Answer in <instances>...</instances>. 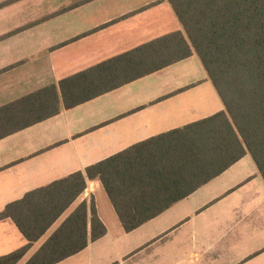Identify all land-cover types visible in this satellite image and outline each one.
I'll list each match as a JSON object with an SVG mask.
<instances>
[{
  "label": "crops",
  "instance_id": "1",
  "mask_svg": "<svg viewBox=\"0 0 264 264\" xmlns=\"http://www.w3.org/2000/svg\"><path fill=\"white\" fill-rule=\"evenodd\" d=\"M178 31L184 28L167 0H0V134H7L0 137V213L32 191L226 109L193 55L13 131L25 113L21 99ZM86 181L18 264L83 202L88 244L56 264H264V179L249 154L188 195L195 181L169 179L161 197L181 199L131 231L101 180ZM92 204L107 230L96 240ZM27 243L12 219L0 220V257Z\"/></svg>",
  "mask_w": 264,
  "mask_h": 264
},
{
  "label": "trees",
  "instance_id": "2",
  "mask_svg": "<svg viewBox=\"0 0 264 264\" xmlns=\"http://www.w3.org/2000/svg\"><path fill=\"white\" fill-rule=\"evenodd\" d=\"M167 1L184 32L157 38L26 96L16 103L24 104L25 113L13 131L58 114L61 105L76 107L193 55L200 58L226 109L9 204L0 220L12 219L28 243L0 257V264H18L86 189L87 178L101 180L126 231L181 199L161 197L169 179L195 181L183 193L188 195L247 154L264 179V0ZM151 206L153 213L147 212ZM91 213V239L96 240L107 230L94 204ZM87 231L88 206L83 202L26 264H56L78 253L88 244Z\"/></svg>",
  "mask_w": 264,
  "mask_h": 264
}]
</instances>
